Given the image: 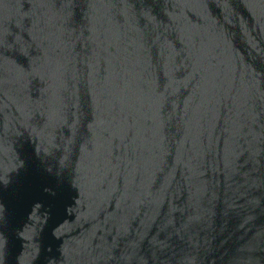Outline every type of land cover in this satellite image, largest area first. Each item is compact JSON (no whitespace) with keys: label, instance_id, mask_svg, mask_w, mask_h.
<instances>
[{"label":"water","instance_id":"water-1","mask_svg":"<svg viewBox=\"0 0 264 264\" xmlns=\"http://www.w3.org/2000/svg\"><path fill=\"white\" fill-rule=\"evenodd\" d=\"M0 264H264V0H0Z\"/></svg>","mask_w":264,"mask_h":264}]
</instances>
